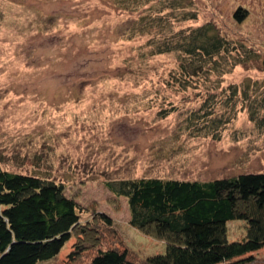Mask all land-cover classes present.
Masks as SVG:
<instances>
[{"label":"rangeland","instance_id":"374dc122","mask_svg":"<svg viewBox=\"0 0 264 264\" xmlns=\"http://www.w3.org/2000/svg\"><path fill=\"white\" fill-rule=\"evenodd\" d=\"M239 6L248 9L241 22L233 16ZM192 10L195 25L211 21L264 56V0H193ZM136 16L111 0H0V164L62 182L84 216L108 214L124 244L145 258L165 242L130 226L126 199L105 181L264 171V128L238 102L219 140L188 135L183 118L199 100L190 89L183 99L170 83L176 54L148 56V35L127 37L123 23ZM246 78L264 82V71L236 66L223 85ZM243 225L230 221L227 239L240 240ZM72 243L40 264H61ZM256 254L262 258L264 247Z\"/></svg>","mask_w":264,"mask_h":264},{"label":"trees","instance_id":"16d2710c","mask_svg":"<svg viewBox=\"0 0 264 264\" xmlns=\"http://www.w3.org/2000/svg\"><path fill=\"white\" fill-rule=\"evenodd\" d=\"M111 2L136 13L123 26L128 38L148 35V56L177 55L170 83L183 94L195 91L199 100L183 118L188 135L219 140L236 116L238 102L255 127L264 128V82L246 78L223 85L236 66L264 71V56L256 49L235 43L211 21L195 25L193 0ZM247 14L239 6L233 16L241 22ZM176 108L161 107L158 114L166 117ZM105 183L126 199L130 226L165 242L162 253L138 258L112 218L97 211L84 216L87 210L65 193L62 182L0 164V264L47 262L70 240L61 264H264V256L256 254L264 247V171L208 180L141 176ZM233 220H243L245 232L230 241L227 224Z\"/></svg>","mask_w":264,"mask_h":264}]
</instances>
